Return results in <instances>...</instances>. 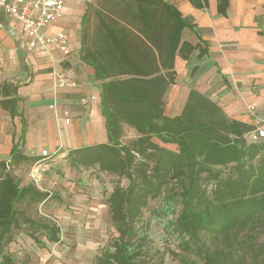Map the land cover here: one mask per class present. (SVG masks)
<instances>
[{"label":"trees","instance_id":"trees-1","mask_svg":"<svg viewBox=\"0 0 264 264\" xmlns=\"http://www.w3.org/2000/svg\"><path fill=\"white\" fill-rule=\"evenodd\" d=\"M83 26L81 60L100 82L107 142L73 149L67 159L74 168L98 167L129 181L108 199L118 237L96 264H163L147 252L140 222L149 201L165 193L181 206L171 227L202 264H264V143L245 139L253 126L196 90L181 115L165 114L175 57L192 50L182 43L188 21L166 0H97ZM128 130L134 137L127 139ZM22 161L31 159L15 147L11 162ZM0 170V264H16L4 251L14 230L24 224L45 246L41 233L57 243L61 228L22 208L42 204L48 192L21 187L5 162Z\"/></svg>","mask_w":264,"mask_h":264},{"label":"crops","instance_id":"crops-1","mask_svg":"<svg viewBox=\"0 0 264 264\" xmlns=\"http://www.w3.org/2000/svg\"><path fill=\"white\" fill-rule=\"evenodd\" d=\"M96 1L68 0L63 17L42 31L50 36L63 31L69 57L55 46L29 50L28 40L12 36V23L0 19V162L6 163V172L24 163L45 162L60 148L73 150L107 142L100 87L90 93L96 102L86 99L87 110L78 104L91 83L100 84L93 69L78 58L81 25ZM166 1L188 21L182 43L192 50L185 48L186 58L175 57L176 82L165 96V114L179 115L190 92L196 90L217 103L229 118L254 124L255 116L264 110V0ZM64 69L70 70L78 87L57 88L69 76ZM53 103L56 110L50 109ZM64 105L72 109L70 124L57 122ZM15 147L31 161L13 164ZM45 151L49 157L43 156Z\"/></svg>","mask_w":264,"mask_h":264},{"label":"rangeland","instance_id":"rangeland-1","mask_svg":"<svg viewBox=\"0 0 264 264\" xmlns=\"http://www.w3.org/2000/svg\"><path fill=\"white\" fill-rule=\"evenodd\" d=\"M86 21L84 25L89 28L93 22ZM83 27L82 23L81 43ZM78 58L81 59V49ZM69 71L64 69L63 73ZM68 75L63 81L59 77L58 89L79 86L80 83L72 80L70 73ZM97 86L100 87V84L91 83L89 95L85 94L79 99L81 101L78 104L82 110H87L86 99L91 103L96 102L90 93L98 89ZM54 90L56 92V88ZM64 106L62 118L57 117V122H65L66 112L70 119L72 117L71 107ZM50 109L56 110V103H53ZM132 137L133 131L128 130L127 139ZM70 151L60 148L45 162L41 161L35 166L24 163L10 169V173L21 186L34 183L50 195L42 204L23 206L27 215L61 228L60 240L57 243H50L41 233V239L46 242L45 246L35 243L28 235L30 230L24 224L20 229L14 230L13 241L5 246L4 251L12 256L16 264H96L97 257L102 255L107 247H112L118 237L111 222L108 199L117 186L126 188L129 181L101 172L98 167H72L67 159ZM43 163L44 165H41ZM180 210L181 206L166 193L149 201L140 222L146 250L150 256H155V260L162 258L163 264H202L203 260L196 251L183 249L182 239L174 227H171ZM164 211L170 213L165 215Z\"/></svg>","mask_w":264,"mask_h":264},{"label":"built area","instance_id":"built-area-1","mask_svg":"<svg viewBox=\"0 0 264 264\" xmlns=\"http://www.w3.org/2000/svg\"><path fill=\"white\" fill-rule=\"evenodd\" d=\"M68 0H0V19L12 23L9 30L12 36L28 40L29 50H48L55 46L63 55L70 54L67 35L62 31L50 36L42 31L63 17ZM65 123L70 124L69 114H65ZM253 128L245 135L252 143H264V110L255 116ZM44 157H49L45 151Z\"/></svg>","mask_w":264,"mask_h":264}]
</instances>
